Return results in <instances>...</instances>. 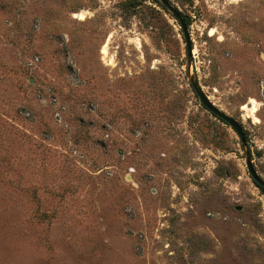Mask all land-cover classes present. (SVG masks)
<instances>
[{
    "label": "rangeland",
    "instance_id": "obj_1",
    "mask_svg": "<svg viewBox=\"0 0 264 264\" xmlns=\"http://www.w3.org/2000/svg\"><path fill=\"white\" fill-rule=\"evenodd\" d=\"M169 1L0 0V264H264V0Z\"/></svg>",
    "mask_w": 264,
    "mask_h": 264
},
{
    "label": "water",
    "instance_id": "obj_2",
    "mask_svg": "<svg viewBox=\"0 0 264 264\" xmlns=\"http://www.w3.org/2000/svg\"><path fill=\"white\" fill-rule=\"evenodd\" d=\"M157 1H159L168 11H170L173 17H175L179 22L183 33L187 56L190 58L192 56V42L190 39V34L187 25L182 19V15L180 14V11L169 0H157ZM190 84L195 94L198 96L199 100L201 101L202 105L205 106L212 114L224 120L231 128H233L236 134L238 135L241 144L245 146L246 140L241 124L234 117L228 115L227 113L219 109L217 106H215L209 100L207 95L204 93L199 82L192 75H190ZM245 165L248 173L250 174L252 181L264 189V179L257 173L248 153H246L245 156Z\"/></svg>",
    "mask_w": 264,
    "mask_h": 264
},
{
    "label": "bare ground",
    "instance_id": "obj_3",
    "mask_svg": "<svg viewBox=\"0 0 264 264\" xmlns=\"http://www.w3.org/2000/svg\"><path fill=\"white\" fill-rule=\"evenodd\" d=\"M75 15L78 16L80 19H84V18H85V12H79V13H77V14H75ZM214 29H215V28H214ZM214 29L212 28V29L210 30V34H211V35L214 33ZM107 41H108V39H107ZM107 41H106L105 44L102 46V50H101V52L103 53L104 56L107 54V45H108ZM108 47H109V46H108ZM250 103H252V107H251V108H249L247 104L244 105L243 108H244V109H249L251 115H252V116L256 119V121H257L258 119H257V117H256V112H257V110H258V105H259V103H258L254 98H252V99L250 100Z\"/></svg>",
    "mask_w": 264,
    "mask_h": 264
},
{
    "label": "trees",
    "instance_id": "obj_4",
    "mask_svg": "<svg viewBox=\"0 0 264 264\" xmlns=\"http://www.w3.org/2000/svg\"><path fill=\"white\" fill-rule=\"evenodd\" d=\"M155 1H157V0H155ZM182 19H183V17H182ZM184 20V19H183ZM184 22H185V24L187 25L188 24V22L187 21H185L184 20ZM215 116V115H214ZM222 120V119H221ZM223 121V120H222ZM225 122V121H224ZM257 185V184H256ZM258 186V185H257ZM261 190H262V192L264 193V189L262 188V187H260V186H258Z\"/></svg>",
    "mask_w": 264,
    "mask_h": 264
},
{
    "label": "flooded vegetation",
    "instance_id": "obj_5",
    "mask_svg": "<svg viewBox=\"0 0 264 264\" xmlns=\"http://www.w3.org/2000/svg\"><path fill=\"white\" fill-rule=\"evenodd\" d=\"M27 64H29L30 65V63H29V61L27 62ZM214 115V114H213ZM217 117V116H216ZM219 118V117H218ZM220 119V118H219ZM224 121V120H223ZM240 123V122H239ZM242 126V125H241ZM242 130H243V128H242ZM244 133V132H243ZM245 136V135H244ZM246 140V139H245Z\"/></svg>",
    "mask_w": 264,
    "mask_h": 264
}]
</instances>
